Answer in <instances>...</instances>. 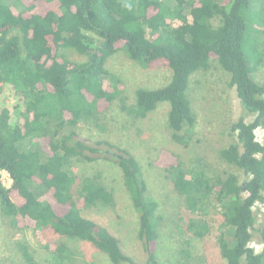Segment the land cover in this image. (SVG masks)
<instances>
[{
  "label": "trees",
  "instance_id": "1",
  "mask_svg": "<svg viewBox=\"0 0 264 264\" xmlns=\"http://www.w3.org/2000/svg\"><path fill=\"white\" fill-rule=\"evenodd\" d=\"M17 1L20 8L0 0V171L11 180L5 186L0 175V214L11 227L33 226L89 242L113 264H159L157 202L148 196L138 161L109 140L82 135L78 126H97L98 114L120 96L121 80L106 62L123 50L144 67L163 65L172 72L165 85L138 88L129 112L144 118L167 102L171 138L186 143L183 128L196 120L190 75L216 59L229 73L228 84L241 107L231 125L236 141L218 155L245 178L210 173L200 161L193 167L177 158L166 162L164 170L184 202V226L176 227L180 234L203 239L213 230L210 215L217 208L216 242L224 264H264V223L254 228L253 209L264 204V143L255 136L257 128H264V82L253 77L264 60V0H257V8L253 0ZM68 51L83 59H71ZM4 92L12 102H2ZM99 159L121 170L138 217L143 263L125 252L108 228L84 214L98 205L112 206L113 190L97 174L78 176L67 166L73 160ZM253 229L262 242L259 252L249 245ZM182 243L180 253L189 259L190 241ZM15 245L25 264H77L62 241L43 243L49 254L44 260L23 238Z\"/></svg>",
  "mask_w": 264,
  "mask_h": 264
},
{
  "label": "rangeland",
  "instance_id": "2",
  "mask_svg": "<svg viewBox=\"0 0 264 264\" xmlns=\"http://www.w3.org/2000/svg\"><path fill=\"white\" fill-rule=\"evenodd\" d=\"M5 1L17 8L21 7L17 0ZM258 5L257 0L252 1V7L257 8ZM216 22L215 20L214 24ZM67 54L73 60L83 59L73 51H68ZM106 68L121 80L122 92L107 109L98 114L97 126L81 123L78 131L92 139L109 140L126 148L135 156L142 178L147 184L148 196L157 202L159 226L155 255L159 264H224L216 242L220 222L216 214L217 208L210 215L213 230L208 236L199 239L188 232L180 234L176 224L184 226V202L174 190L163 166L172 158L181 160L186 167H193L196 161H200L210 173L223 175L226 172H234L238 175L239 181L245 178L241 170L227 165L218 155L221 148L236 141V133L231 129V125L241 114L235 89L228 84L229 73L216 59H211L207 69L198 70L190 75L188 92L196 120L192 126L183 128L186 143H178L171 138L166 126L167 102L159 103L156 109L144 118L138 119L129 112V108L135 102L136 90L167 84L171 78V70L163 65L144 67L130 59L123 50H118L107 60ZM253 77L258 83L264 82V60L256 67ZM120 97L124 99L123 103ZM1 99L2 102H12L8 92H4ZM255 136L259 142L264 143V128H257ZM67 167L78 176L97 174L99 180L113 190L112 206L98 205L85 210L84 214L116 235L125 252L137 261L145 262L146 255L137 238V213L123 185L118 165L105 159L94 162L73 160ZM0 175L2 183L9 186L11 180L8 173L0 171ZM253 209L256 218L254 228H258L264 223V204L256 203ZM231 231L230 227L225 229L228 236ZM21 238L30 244L37 258L42 260L49 257L43 248L45 241H62L67 245L77 264H113L105 253L89 242L60 236L50 231L44 232L33 226L23 230L13 229L2 214H0V264H25L15 245V241ZM184 239L190 241L189 259L180 253ZM249 245L255 252L262 248V242L255 229L252 230ZM49 259L52 261V258Z\"/></svg>",
  "mask_w": 264,
  "mask_h": 264
}]
</instances>
